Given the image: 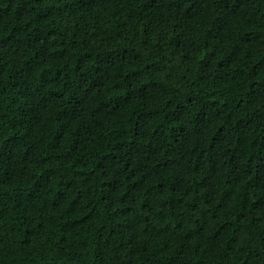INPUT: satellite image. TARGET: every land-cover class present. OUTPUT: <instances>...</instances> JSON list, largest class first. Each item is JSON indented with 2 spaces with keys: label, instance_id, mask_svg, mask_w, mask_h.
<instances>
[{
  "label": "trees",
  "instance_id": "1",
  "mask_svg": "<svg viewBox=\"0 0 264 264\" xmlns=\"http://www.w3.org/2000/svg\"><path fill=\"white\" fill-rule=\"evenodd\" d=\"M0 264H264V0H0Z\"/></svg>",
  "mask_w": 264,
  "mask_h": 264
}]
</instances>
